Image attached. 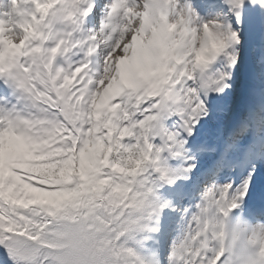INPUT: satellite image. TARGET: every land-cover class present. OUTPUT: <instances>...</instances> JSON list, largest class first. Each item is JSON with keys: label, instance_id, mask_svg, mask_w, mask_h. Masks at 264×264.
I'll return each instance as SVG.
<instances>
[{"label": "snow or ice", "instance_id": "snow-or-ice-1", "mask_svg": "<svg viewBox=\"0 0 264 264\" xmlns=\"http://www.w3.org/2000/svg\"><path fill=\"white\" fill-rule=\"evenodd\" d=\"M10 4L0 264H264V0Z\"/></svg>", "mask_w": 264, "mask_h": 264}, {"label": "clouds", "instance_id": "clouds-1", "mask_svg": "<svg viewBox=\"0 0 264 264\" xmlns=\"http://www.w3.org/2000/svg\"><path fill=\"white\" fill-rule=\"evenodd\" d=\"M208 22L209 23H213L214 21L213 20H209ZM192 23H193L194 26H198L195 19H193Z\"/></svg>", "mask_w": 264, "mask_h": 264}, {"label": "rangeland", "instance_id": "rangeland-1", "mask_svg": "<svg viewBox=\"0 0 264 264\" xmlns=\"http://www.w3.org/2000/svg\"><path fill=\"white\" fill-rule=\"evenodd\" d=\"M213 17H208V19H205V20H210V19H212Z\"/></svg>", "mask_w": 264, "mask_h": 264}]
</instances>
